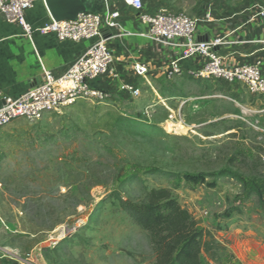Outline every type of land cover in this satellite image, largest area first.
<instances>
[{
    "label": "rangeland",
    "instance_id": "obj_1",
    "mask_svg": "<svg viewBox=\"0 0 264 264\" xmlns=\"http://www.w3.org/2000/svg\"><path fill=\"white\" fill-rule=\"evenodd\" d=\"M145 1L196 19L264 9V0ZM156 91L116 107L78 101L0 130V264H154L147 233L117 200L142 202L152 189H167L213 242L203 264H234L233 252L264 264V101L213 79Z\"/></svg>",
    "mask_w": 264,
    "mask_h": 264
},
{
    "label": "built area",
    "instance_id": "obj_2",
    "mask_svg": "<svg viewBox=\"0 0 264 264\" xmlns=\"http://www.w3.org/2000/svg\"><path fill=\"white\" fill-rule=\"evenodd\" d=\"M37 1L43 0H0V18L19 26L26 35H30L31 26L25 20L24 13L33 8ZM127 7L138 13L145 31L139 36L155 44L162 52L179 49L165 70V79L170 81L183 74L182 64L197 57L201 63L196 68L185 73L195 80H218L229 86L241 87L250 96L264 100V73L261 70L262 60L255 64H234L221 58L217 51L227 45L250 44L252 42L240 39L228 42L226 37L213 38L211 41H196L195 35L201 23L221 21L213 19L210 13L201 19L192 18L182 13H171L161 10L147 14L144 9L145 0H121ZM118 12H84L77 15L74 21L54 22L44 24L38 31L54 34L58 42L91 41L83 53L56 77L49 70L42 68V79L39 84L30 88L18 98H12L0 92V130L11 122L23 119L30 123L40 121L46 114L57 113L78 101L96 104L111 103V95L105 90L98 89L94 83L101 77H108L118 82V92L124 99L133 102L142 96V91L136 84L120 82L121 74L116 64L118 58L107 48L101 37V27L116 30L114 37L131 35L118 23ZM264 21V9L259 8L252 19ZM264 26V24H263ZM256 43H264L259 41ZM133 74L144 77V66L135 65ZM165 100L159 103L167 108ZM146 107L143 114L148 116ZM169 121H181V117L169 110ZM179 112V111H178Z\"/></svg>",
    "mask_w": 264,
    "mask_h": 264
},
{
    "label": "crops",
    "instance_id": "obj_3",
    "mask_svg": "<svg viewBox=\"0 0 264 264\" xmlns=\"http://www.w3.org/2000/svg\"><path fill=\"white\" fill-rule=\"evenodd\" d=\"M106 8L110 12H118V23L131 34L126 37H114L118 33L116 30L109 31L104 24L101 27L102 39L118 58L116 67L121 74L120 82L136 84L142 93L152 91L158 95L156 87L159 84L177 83L189 77L185 73L187 70L196 68L197 64L201 63L197 57L188 60L182 64L184 72L181 76L166 80L167 65L180 50L162 52L155 44L140 37L139 35L145 31V26L140 22L138 13L127 8L121 0H97L95 11L103 14ZM144 9L147 14L160 11L146 1ZM253 15L227 16L221 21L201 23L195 40L211 41L213 38L225 36L228 42L240 39L252 42L221 47L217 54L234 64H255L264 58V43H256L264 41V21L259 18L252 19ZM24 18L31 26L30 35H26L19 26L0 18V92L12 98L20 97L39 84L42 79V68L49 70L56 77L61 76L91 43V41L58 42L54 34H41L38 29L51 21L43 1H37L32 9L25 11ZM135 65L145 67L144 77L134 76L132 69ZM261 70L264 73V61L261 63ZM117 84L118 82L106 76L94 83L98 89L110 93L111 105L114 107L119 106L124 99L118 92ZM233 253L235 256L232 263L245 264L235 252Z\"/></svg>",
    "mask_w": 264,
    "mask_h": 264
},
{
    "label": "trees",
    "instance_id": "obj_4",
    "mask_svg": "<svg viewBox=\"0 0 264 264\" xmlns=\"http://www.w3.org/2000/svg\"><path fill=\"white\" fill-rule=\"evenodd\" d=\"M218 176L236 178L230 172H219ZM184 179L201 181L190 176ZM117 200L121 211L147 233L154 264H203L201 255L214 249L213 242L205 240L192 216L167 189L150 190L142 202Z\"/></svg>",
    "mask_w": 264,
    "mask_h": 264
},
{
    "label": "water",
    "instance_id": "obj_5",
    "mask_svg": "<svg viewBox=\"0 0 264 264\" xmlns=\"http://www.w3.org/2000/svg\"><path fill=\"white\" fill-rule=\"evenodd\" d=\"M50 19L54 22L74 21L84 12H97V0H43Z\"/></svg>",
    "mask_w": 264,
    "mask_h": 264
},
{
    "label": "bare ground",
    "instance_id": "obj_6",
    "mask_svg": "<svg viewBox=\"0 0 264 264\" xmlns=\"http://www.w3.org/2000/svg\"><path fill=\"white\" fill-rule=\"evenodd\" d=\"M175 130H176V129H173L172 132H173L174 134H178L177 130H176V131H175ZM62 237H63V236H60V237H59V240L62 239Z\"/></svg>",
    "mask_w": 264,
    "mask_h": 264
}]
</instances>
